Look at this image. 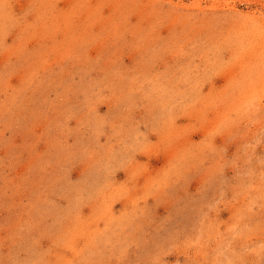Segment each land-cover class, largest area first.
I'll return each instance as SVG.
<instances>
[{"label":"rangeland","instance_id":"obj_1","mask_svg":"<svg viewBox=\"0 0 264 264\" xmlns=\"http://www.w3.org/2000/svg\"><path fill=\"white\" fill-rule=\"evenodd\" d=\"M0 264H264V0H0Z\"/></svg>","mask_w":264,"mask_h":264},{"label":"bare ground","instance_id":"obj_2","mask_svg":"<svg viewBox=\"0 0 264 264\" xmlns=\"http://www.w3.org/2000/svg\"><path fill=\"white\" fill-rule=\"evenodd\" d=\"M247 41V40H246ZM250 42V41H249ZM222 95V94H221Z\"/></svg>","mask_w":264,"mask_h":264}]
</instances>
